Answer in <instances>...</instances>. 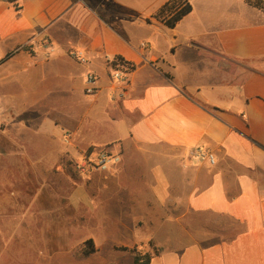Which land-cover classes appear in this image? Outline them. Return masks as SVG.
I'll return each mask as SVG.
<instances>
[{
	"label": "crops",
	"instance_id": "1",
	"mask_svg": "<svg viewBox=\"0 0 264 264\" xmlns=\"http://www.w3.org/2000/svg\"><path fill=\"white\" fill-rule=\"evenodd\" d=\"M165 1L0 0V104L51 140L67 130L74 147L120 158L129 223L118 228L131 245L154 240L149 264H264V11L189 0L168 27L154 17ZM115 56L134 64L124 83L111 79ZM87 72L95 94L84 93ZM21 123L0 127V154L33 165V142L16 137L33 130ZM196 216L210 220L199 227Z\"/></svg>",
	"mask_w": 264,
	"mask_h": 264
},
{
	"label": "rangeland",
	"instance_id": "2",
	"mask_svg": "<svg viewBox=\"0 0 264 264\" xmlns=\"http://www.w3.org/2000/svg\"><path fill=\"white\" fill-rule=\"evenodd\" d=\"M204 1L213 12L246 8L243 0L232 1L231 6L230 0L194 3ZM10 114L13 110L0 104V127L8 133L13 123L22 122L33 130L16 131L26 149L27 141L33 142L27 150L33 165L24 156L0 154V264H135L138 250L158 248L154 240L131 245L130 231L118 228L122 222L129 223L121 214V205L127 200L122 198L121 184L114 181L121 176L115 166L120 158L105 168L98 166V153L110 152L106 146L74 147L67 130H63V138L61 133L51 140L34 130L39 120L28 121L20 115L10 118ZM43 148L48 149L46 154L42 152L46 159L39 151ZM195 219L199 227L201 220H210ZM167 234L159 231V236ZM87 239H92L95 251L83 255ZM126 243L128 249H121Z\"/></svg>",
	"mask_w": 264,
	"mask_h": 264
},
{
	"label": "trees",
	"instance_id": "3",
	"mask_svg": "<svg viewBox=\"0 0 264 264\" xmlns=\"http://www.w3.org/2000/svg\"><path fill=\"white\" fill-rule=\"evenodd\" d=\"M13 3L16 7L15 0H8ZM246 3L252 7L264 11V0H245ZM192 10V5L189 0H166L154 14V17L164 23L168 27H174L176 23L182 19L186 14ZM120 65L125 67L127 70H133L134 64L124 60L121 56H115L112 61V66ZM91 149V148H90ZM89 149V151H90ZM121 249L127 250V246H122ZM95 251L92 239H87L84 242V248L82 250L83 255H89ZM130 251H134L131 248ZM157 249L154 251L157 253ZM152 258L150 251L138 250L133 258L135 264H149Z\"/></svg>",
	"mask_w": 264,
	"mask_h": 264
},
{
	"label": "built area",
	"instance_id": "4",
	"mask_svg": "<svg viewBox=\"0 0 264 264\" xmlns=\"http://www.w3.org/2000/svg\"><path fill=\"white\" fill-rule=\"evenodd\" d=\"M41 45L45 50V56L49 57L51 53L53 52V46L49 39L43 38L41 41ZM141 48H147L148 43L145 41L140 42ZM72 57L78 62V63H86L87 62V56L82 50H73L71 52ZM128 76V70L123 66H112L111 70V79L115 81L116 83H124L127 80ZM85 80V86H84V93L85 94H95L97 90L99 89L98 83H97V77L92 72H87L84 76ZM66 141H68V137L65 138ZM193 154L198 157L206 158L209 163H214V155L198 146L193 150ZM95 163H97L98 166L106 167L108 164L115 163L118 160V157L116 155H112L110 153L106 152H100L98 153L97 157L95 158ZM92 161V160H91Z\"/></svg>",
	"mask_w": 264,
	"mask_h": 264
}]
</instances>
